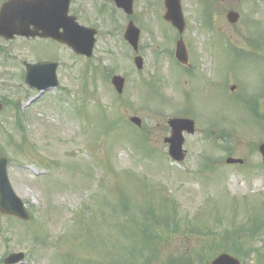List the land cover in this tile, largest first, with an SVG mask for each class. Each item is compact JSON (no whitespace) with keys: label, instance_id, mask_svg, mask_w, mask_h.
<instances>
[{"label":"rangeland","instance_id":"rangeland-1","mask_svg":"<svg viewBox=\"0 0 264 264\" xmlns=\"http://www.w3.org/2000/svg\"><path fill=\"white\" fill-rule=\"evenodd\" d=\"M162 1L133 0V12L126 18L112 0H70L69 12L80 24L96 30L88 59L51 40L0 39V100L15 102L23 110L17 120L12 104L3 105L0 147L11 159L8 176L12 187L34 216L33 222L24 223L0 214V258L17 250L30 252L32 230L37 226L48 235L50 246L36 247L24 264L119 261L125 243L118 232L128 234L135 225L124 221L148 211L155 216L166 214L162 197L176 203L178 220L184 221L179 228L186 224L185 219H195L200 210L191 222L197 230L206 223L222 231L231 228L232 222L251 224L254 219L264 227V171L256 146L264 140V133L239 100L219 86V78H231L228 84L236 86L231 95L238 92L246 98L264 84V40L252 51L245 41L253 29L264 33V0H181L186 22L181 36L189 63L197 65L192 77L171 62L177 34L163 20ZM205 5L212 10L211 30L202 24L200 13ZM99 6L106 10L99 11ZM229 10L239 13L234 24L226 20ZM130 19L140 29L139 55L144 66L139 71L132 61L134 53L123 39ZM223 39L247 48L241 50L244 57L235 61ZM44 59L59 64V87L38 94L24 82V62ZM105 67L125 79L120 95L103 77ZM149 84L159 95L149 92ZM184 106L195 121V133L184 134L185 158L175 163L164 154L167 144L163 139L169 135L168 118L182 116ZM258 111L264 113V99ZM118 115L123 119L113 124L112 118ZM132 115L142 120L147 131L143 143L138 141L141 127L128 121ZM210 123L233 132L232 136L219 137L215 131L207 137L204 130ZM8 135L13 138L11 144ZM225 144L232 146L230 156L242 159V164H221L227 153L219 146ZM96 216L106 221L99 223ZM78 232L82 233L75 238ZM161 235L159 255L152 264L192 255L203 242L202 236L184 231ZM259 235L248 245L264 253V229ZM131 237L139 247L140 238ZM256 252L246 263H259Z\"/></svg>","mask_w":264,"mask_h":264},{"label":"water","instance_id":"water-1","mask_svg":"<svg viewBox=\"0 0 264 264\" xmlns=\"http://www.w3.org/2000/svg\"><path fill=\"white\" fill-rule=\"evenodd\" d=\"M38 1V0H37ZM36 2V1H35ZM49 3L51 1L49 0ZM118 5L124 8L125 11L131 12V0H118ZM15 4V5H14ZM41 3L28 4L26 0H9L6 2L0 11V35L6 38L13 37L14 34L25 35L29 34L34 36L37 34L41 36H52L62 42L70 45L76 52L85 54L89 56L91 54V48L93 43V38L90 31L84 29L83 27L77 25L73 22V19L66 17L67 0H58L59 7L56 10H47L41 12L38 10ZM166 13L164 18L172 23L179 32L184 28V21L180 11L179 0H165ZM48 7V6H47ZM57 17L64 22L53 23ZM229 22H234L237 19V14L234 12H229L227 15ZM43 21V22H42ZM45 21V23H44ZM60 21V20H59ZM33 25L32 32L29 30L30 25ZM63 26L64 30L59 33L57 28ZM88 31V32H86ZM56 34V35H55ZM125 38L133 46V49H137V39L138 30L129 23ZM175 56L181 63H186V50L183 42L179 40L176 44ZM134 62L138 69L142 68V61L140 57H136ZM47 66L35 65L27 70V81L38 88L46 87L47 85H55V77L53 74V69H47ZM42 70L46 75L39 76L37 73ZM45 75V76H44ZM43 79H45L43 81ZM112 84L118 93L122 91L123 79L119 76H114L112 78ZM131 121L137 125L140 124L138 118L132 117ZM169 125L172 129L171 137L166 138L165 141L169 142V153L172 158L176 160L183 159V152L181 150V145L183 142V137L181 132L186 130L188 133L193 132V122L186 119H172L169 121ZM260 151L264 156V144L260 146ZM228 163L241 162L240 160L228 159ZM0 212L4 214H13L21 219H28V215L23 209L22 202L17 198L10 186L6 175V161L0 159ZM15 255L10 256L5 263L14 262ZM20 258V254H19ZM17 258V259H19ZM16 259V258H15ZM212 264H237L235 260L228 258L226 255H221L215 259Z\"/></svg>","mask_w":264,"mask_h":264},{"label":"trees","instance_id":"trees-1","mask_svg":"<svg viewBox=\"0 0 264 264\" xmlns=\"http://www.w3.org/2000/svg\"><path fill=\"white\" fill-rule=\"evenodd\" d=\"M146 244H147V249L151 250L152 248H156L157 242L148 241Z\"/></svg>","mask_w":264,"mask_h":264}]
</instances>
